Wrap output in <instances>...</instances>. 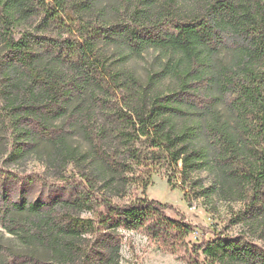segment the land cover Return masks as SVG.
I'll return each instance as SVG.
<instances>
[{
  "label": "trees",
  "instance_id": "trees-1",
  "mask_svg": "<svg viewBox=\"0 0 264 264\" xmlns=\"http://www.w3.org/2000/svg\"><path fill=\"white\" fill-rule=\"evenodd\" d=\"M150 50L166 62L142 80L127 65ZM0 129L10 160L46 146L77 171L31 201L36 180L0 169L1 227L49 255L0 246V264H122L124 233L188 264H264V0H0ZM162 171L188 202L239 204L237 230L189 243L145 196Z\"/></svg>",
  "mask_w": 264,
  "mask_h": 264
},
{
  "label": "rangeland",
  "instance_id": "rangeland-1",
  "mask_svg": "<svg viewBox=\"0 0 264 264\" xmlns=\"http://www.w3.org/2000/svg\"><path fill=\"white\" fill-rule=\"evenodd\" d=\"M166 62V56L162 53L150 50L141 56L131 60L127 67L135 74L145 80L147 76L158 70ZM223 110V107H220ZM9 135L0 129V169L12 174H21L30 176L36 180L37 188L26 198L31 201H37L40 198L49 196L48 187L52 184H62L63 176L70 177L77 174L72 166L66 171L53 169L51 162V150L46 146H41L39 152L30 154L24 159L15 161L10 160L12 151V141H9ZM75 146L87 147L81 135L73 136ZM207 175L204 174V177ZM176 182V181H174ZM135 184V183H134ZM131 198L142 197V190H130ZM20 193L17 195L19 196ZM16 195V199L20 197ZM185 193L181 186L176 182L175 188L168 183V177L164 171L154 174L150 186L145 196L151 200H156L165 205L171 206L172 210L167 211L168 217L179 221L183 216L189 224L195 226V232L189 237V243H196L204 238L213 240L219 232L225 234L234 233L237 227L229 224L233 211L240 208L239 204H225L217 202L214 207L207 205L202 200L188 202L184 199ZM129 200L126 198L125 201ZM125 245L122 250V264H188L189 256L182 252L179 256L160 251L156 245L151 243L144 235L140 233H124ZM0 246L9 248V251L15 254H34L37 257L48 258L46 251L32 244H23L16 237L10 235L0 225Z\"/></svg>",
  "mask_w": 264,
  "mask_h": 264
}]
</instances>
